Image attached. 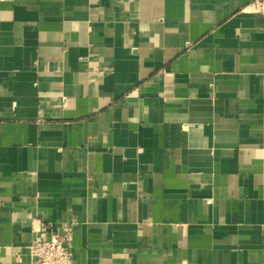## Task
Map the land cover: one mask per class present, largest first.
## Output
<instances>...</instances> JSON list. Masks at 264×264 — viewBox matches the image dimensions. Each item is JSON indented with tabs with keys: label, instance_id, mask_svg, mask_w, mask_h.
<instances>
[{
	"label": "crops",
	"instance_id": "1",
	"mask_svg": "<svg viewBox=\"0 0 264 264\" xmlns=\"http://www.w3.org/2000/svg\"><path fill=\"white\" fill-rule=\"evenodd\" d=\"M250 1L0 0V264H264Z\"/></svg>",
	"mask_w": 264,
	"mask_h": 264
},
{
	"label": "built area",
	"instance_id": "2",
	"mask_svg": "<svg viewBox=\"0 0 264 264\" xmlns=\"http://www.w3.org/2000/svg\"><path fill=\"white\" fill-rule=\"evenodd\" d=\"M245 11L261 17L264 22V0H251ZM71 230L64 235H41L31 248V264H74L71 248Z\"/></svg>",
	"mask_w": 264,
	"mask_h": 264
}]
</instances>
